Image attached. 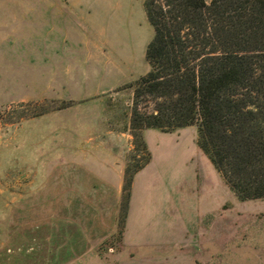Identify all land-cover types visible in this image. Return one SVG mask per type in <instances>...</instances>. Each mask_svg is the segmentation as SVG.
<instances>
[{"label": "rangeland", "instance_id": "374dc122", "mask_svg": "<svg viewBox=\"0 0 264 264\" xmlns=\"http://www.w3.org/2000/svg\"><path fill=\"white\" fill-rule=\"evenodd\" d=\"M45 1L0 0V264H48V223L63 217L64 201L18 199L19 192H63L71 174L115 177L119 166L141 164L146 150L130 193L139 233L151 240L107 253L114 234L98 253L87 249V264H264V198L235 195L197 145L193 124L142 128L146 150L133 141L132 84L148 69L152 35L143 0H58L75 5L71 24L49 18ZM20 43L39 46L30 85L15 71L18 57L2 55ZM139 105L150 109L153 100ZM160 239L166 257L145 253Z\"/></svg>", "mask_w": 264, "mask_h": 264}, {"label": "trees", "instance_id": "16d2710c", "mask_svg": "<svg viewBox=\"0 0 264 264\" xmlns=\"http://www.w3.org/2000/svg\"><path fill=\"white\" fill-rule=\"evenodd\" d=\"M148 69L133 82L130 130L193 124L196 143L239 199L264 198V0H143ZM145 97L150 109H141ZM125 166L122 231L134 173Z\"/></svg>", "mask_w": 264, "mask_h": 264}, {"label": "crops", "instance_id": "0c3cea01", "mask_svg": "<svg viewBox=\"0 0 264 264\" xmlns=\"http://www.w3.org/2000/svg\"><path fill=\"white\" fill-rule=\"evenodd\" d=\"M38 4H40V2ZM43 4L47 5L48 11L46 14L49 18L59 21L62 17L67 16L71 24L70 18L72 8L75 7V5H70L71 3L66 4L58 0H48L43 2ZM66 8L68 10H66ZM73 13L78 19L82 18V12L80 10H75ZM56 24L57 23H54V25ZM52 36L53 38L57 36V40H60L61 43L68 39L67 36L61 32H53ZM9 45L10 44L5 45L7 47L3 48L2 55H16L18 57L16 58L17 67L15 71L21 77L23 83L30 85V81L33 80L32 73L34 72L32 66L34 60L32 57L39 52V46L36 43H32L31 45L26 44V47H24V45L20 43L19 46L16 44V48L11 50V48L8 47ZM70 49L71 48H68L67 50ZM53 52L56 53V46L53 48ZM58 54L65 57L66 48H64L63 51L59 50ZM70 59L69 57V63H71ZM66 62L68 61H64L65 65ZM65 65L64 69L67 68ZM63 84L64 94L70 95V75L64 76ZM106 108V105H103L104 111ZM145 130L146 129L143 130V137ZM107 132L112 133L111 130H107ZM97 161H101L103 165L106 164V161ZM76 165L82 170H85L84 168L88 166L85 163L75 164V166ZM122 183L123 172L122 168L119 166V170L116 171L115 177L102 174L90 177H86L82 174H71L66 180L63 192L58 191L41 196H34L33 191L25 188V190L17 194L18 199L64 201L62 209L63 217L58 218L55 213V215L52 216L54 222L52 224L48 223L49 226H51L50 234L54 235L53 237L51 236L49 240L48 264H87L89 262L88 260H90L89 257H86L87 249L91 247V250L98 253L97 246L103 241L109 240L110 236L113 237L114 234L118 237V242L116 245L115 242L106 244L104 251L107 253H113L119 250L121 246L126 248L135 247L138 243L146 244L151 240H148L145 234L139 233L140 231L137 228L132 192L130 193L124 226L122 231L118 233L119 199L121 196ZM26 186L28 187L29 185ZM56 233H58V235ZM165 241L166 240H164V243H162V239H160L159 242L156 241L154 244L156 249L154 248L152 251L146 250L145 253L155 254L156 256L159 254L164 257L166 251L162 250V247L166 246ZM143 246L146 247V245ZM129 254L132 255L133 253L130 252Z\"/></svg>", "mask_w": 264, "mask_h": 264}]
</instances>
